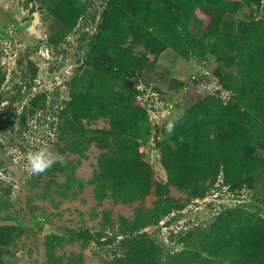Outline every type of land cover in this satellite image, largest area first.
Returning a JSON list of instances; mask_svg holds the SVG:
<instances>
[{
  "label": "rangeland",
  "instance_id": "374dc122",
  "mask_svg": "<svg viewBox=\"0 0 264 264\" xmlns=\"http://www.w3.org/2000/svg\"><path fill=\"white\" fill-rule=\"evenodd\" d=\"M82 2L84 14L63 36L65 26L46 0H0L1 263L264 264V252L259 260H248L236 242L247 227L264 228V166L233 183L223 170L214 182L199 176L194 195L170 184L162 163L163 145L176 147L168 121L207 96L233 103L235 94L221 85L220 74L233 79L238 67L211 52L186 60L169 48L152 69L127 73L125 84L129 93L137 92L134 102L147 111L151 133L138 140L144 165L124 161L109 134V118L85 120L80 127L72 116L73 94L86 93L95 73L86 59L106 24L108 5V0ZM35 12L42 38L31 31ZM186 18L189 32L201 39L209 21L196 13ZM262 20L264 0L260 7L227 11L220 31L243 36ZM29 60L39 69L33 83ZM36 97H46V107L22 122L23 110ZM41 147L53 152L57 163L29 175L28 154ZM254 155L264 162V149L255 148ZM145 170L153 184L141 195L134 184ZM119 178L128 181L121 185ZM143 240L162 253L138 260L134 248Z\"/></svg>",
  "mask_w": 264,
  "mask_h": 264
},
{
  "label": "trees",
  "instance_id": "16d2710c",
  "mask_svg": "<svg viewBox=\"0 0 264 264\" xmlns=\"http://www.w3.org/2000/svg\"><path fill=\"white\" fill-rule=\"evenodd\" d=\"M46 1L65 26L63 36L72 33L85 12L82 0ZM254 4L260 7L261 0H161L157 3L108 0L106 24L94 37L86 59V64L95 70L90 87L86 93L72 96L74 120L83 127L85 120L109 118L112 126L109 134L114 136L124 161L131 159L142 167L138 140L146 141L151 130L147 111L134 102L137 92L129 93L126 74L152 69L169 48L186 60L193 56L204 58L211 52L239 69L233 79L220 74L221 85L235 94V101L226 103L219 96H207L179 117L170 134L176 147L166 144L162 148V163L169 183L182 190L195 191L199 176L214 182L223 170L225 180L233 183L245 174L258 171L264 166L254 155L255 148L264 149V20L249 26L243 36L229 30L220 31L227 11ZM193 13L209 21L201 39L189 32L186 17ZM211 37H215L214 43L210 42ZM139 47L145 51L136 54L135 49ZM150 54L155 56L153 61ZM28 69L33 83L39 69L32 60L28 61ZM46 104V97L34 98L30 108L23 110L22 122ZM1 146L0 142V149ZM145 172L134 184L141 195L147 194L153 184L152 173ZM126 181L119 178L121 185ZM236 242L244 248L248 260L257 261L264 252V228L247 227ZM153 247L148 240H143L134 248L135 256L142 260L150 254L162 253L161 248Z\"/></svg>",
  "mask_w": 264,
  "mask_h": 264
},
{
  "label": "clouds",
  "instance_id": "9594fccd",
  "mask_svg": "<svg viewBox=\"0 0 264 264\" xmlns=\"http://www.w3.org/2000/svg\"><path fill=\"white\" fill-rule=\"evenodd\" d=\"M178 120L179 117H173V119L168 121L166 130L169 134L174 131ZM59 162L61 164L64 163L62 158ZM55 163H57V160L55 159L53 152H51L48 148L41 147L37 151L28 154L27 164L25 167L29 175L43 174Z\"/></svg>",
  "mask_w": 264,
  "mask_h": 264
},
{
  "label": "water",
  "instance_id": "95a60500",
  "mask_svg": "<svg viewBox=\"0 0 264 264\" xmlns=\"http://www.w3.org/2000/svg\"><path fill=\"white\" fill-rule=\"evenodd\" d=\"M34 23L31 25V31L35 32L38 36H40V38H42V34L41 32L37 29V24H39V14L37 12L34 13Z\"/></svg>",
  "mask_w": 264,
  "mask_h": 264
}]
</instances>
